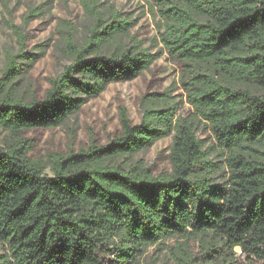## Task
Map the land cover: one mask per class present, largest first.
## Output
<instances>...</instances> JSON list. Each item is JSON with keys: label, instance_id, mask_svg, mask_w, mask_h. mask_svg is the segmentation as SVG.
Here are the masks:
<instances>
[{"label": "trees", "instance_id": "16d2710c", "mask_svg": "<svg viewBox=\"0 0 264 264\" xmlns=\"http://www.w3.org/2000/svg\"><path fill=\"white\" fill-rule=\"evenodd\" d=\"M79 1L90 18L85 40L78 45L65 32L70 61L48 78L43 96L23 99L12 88L44 50L26 49L17 30L18 48L6 52L0 264H214L210 234L238 244L247 264H264V0H148L160 48L134 44L110 53L105 44L134 21L109 0ZM164 50L179 64L192 114L178 113L182 99L154 92L138 123L118 106L120 129L106 143L50 154L52 175L46 162L29 157L23 130L64 124L109 83L133 79ZM199 124L213 141L208 147ZM168 135L167 171L105 162ZM160 230L176 238L166 250Z\"/></svg>", "mask_w": 264, "mask_h": 264}, {"label": "rangeland", "instance_id": "374dc122", "mask_svg": "<svg viewBox=\"0 0 264 264\" xmlns=\"http://www.w3.org/2000/svg\"><path fill=\"white\" fill-rule=\"evenodd\" d=\"M123 16L134 21L127 33L118 34L115 41L103 47L106 53L119 52L134 44L155 51L160 48L156 41L158 16L148 0H109ZM37 11V15L24 21V15ZM90 18L79 0H2L0 1V74L5 64L6 52L18 48L17 30L24 35L25 48L31 51L43 49L41 56L27 72L15 78L13 94L23 99L43 96L49 86L48 78L57 75L70 57L64 51V34L70 31L74 41L80 45L86 37ZM179 64L164 50L150 67L130 80L115 81L95 97L88 99L81 108L71 114L64 124L52 127H36L23 130L20 135L32 142L28 152L30 158L46 162L44 169L52 175L49 155L65 153L69 147L74 151L87 148L93 141L103 144L120 129L118 106L123 104L132 123H138L146 97L154 92H169L176 101L181 99L178 113L192 114V108L185 101L179 87ZM145 97V98H144ZM197 135L204 140V147L213 141L208 131L199 124ZM9 133L0 127V147L4 146ZM171 135L156 140L153 144L132 152H118L106 158L108 165L130 169L136 165L149 168L153 174L169 170L168 152ZM212 152V151H211ZM214 161L220 160L211 155ZM221 175V172H217ZM158 236L164 249L176 238L160 230ZM209 241L215 255L214 264H247L238 244L218 234H210ZM4 251L0 243V253Z\"/></svg>", "mask_w": 264, "mask_h": 264}]
</instances>
